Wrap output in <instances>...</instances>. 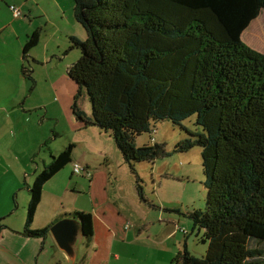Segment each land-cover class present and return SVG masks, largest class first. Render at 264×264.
<instances>
[{
	"label": "trees",
	"instance_id": "1",
	"mask_svg": "<svg viewBox=\"0 0 264 264\" xmlns=\"http://www.w3.org/2000/svg\"><path fill=\"white\" fill-rule=\"evenodd\" d=\"M162 1L181 8L180 29L147 12L125 16L126 0H73L74 17L86 37L70 36L71 48L80 49L68 68L78 86L71 113L81 128L94 126L109 133L135 176L142 201L137 163L154 164L172 152L201 148L206 205L187 216L193 229L203 230L199 241L207 245L205 255L195 257L184 245L170 264H264V53L241 39L264 9V0ZM198 11L218 27L220 41L210 27L193 19ZM38 40L37 31L27 35L23 57ZM22 71L33 81L32 70ZM82 89L89 114L78 104ZM192 115L201 130L187 129L188 136L171 152L165 143L137 144L157 123L170 120L183 127ZM74 146L68 143L52 154L29 185L23 236L44 239L49 234L50 225L31 224L44 183L72 161ZM71 215L88 243L92 214ZM4 228L0 218V233Z\"/></svg>",
	"mask_w": 264,
	"mask_h": 264
},
{
	"label": "rangeland",
	"instance_id": "2",
	"mask_svg": "<svg viewBox=\"0 0 264 264\" xmlns=\"http://www.w3.org/2000/svg\"><path fill=\"white\" fill-rule=\"evenodd\" d=\"M9 1V3L18 6L20 5L16 2L20 4L27 2V7L31 9V23L21 17L22 22L24 20V24L27 23L25 29L28 30V33H20L21 37L18 39L11 28H9L3 35L5 46L16 51L14 57L19 55L21 58L23 54L22 49L26 42L24 34H31L37 31L39 35L37 44L28 51L23 59L21 58L24 63L21 66L32 70L33 81L29 80L32 92L27 103L29 106L36 104L41 106L32 110V115L29 114L26 117L28 123L24 125L28 126L25 133L27 137L25 139L22 129L18 133L21 136L18 142L25 140L28 144L31 143L33 136H42L43 144L38 147V150L37 148L32 149L31 144H29V155H33L32 159H30L36 160L41 166L43 159L48 162L51 153L57 154L68 143H74V150L76 149L77 152L82 151V145L79 142L76 144L77 142L72 140L74 138V126L71 117V106L77 94L78 86L69 77L68 68L80 55L78 47L71 48L70 36L83 40L86 37V32L74 17L73 0ZM0 4L2 7L0 22L10 24L12 19L11 12L8 9L10 4L6 5L5 2ZM23 10L27 14L28 9L23 8ZM135 12L150 13L168 27L180 29V24L183 23L181 8L162 0H126L123 14L130 16ZM193 19L200 21L206 28L207 26L210 27L211 31L207 29L212 37L216 41H220L217 36L218 27L214 25L212 19L204 11L195 12ZM14 27L18 31L24 29V25L21 22L15 23ZM256 28H261L264 40V9L261 10L259 19H253L245 31L253 33ZM241 39L251 48L264 53L263 47L249 44L242 35ZM14 60V62L17 61L16 58ZM3 86L9 88L7 84L3 83ZM78 104L83 110L90 113V103L84 89H82V94L78 98ZM14 126L17 131L21 129V124L15 123ZM182 126L186 129L173 124L170 120L161 121L153 127L155 130L153 133H143L138 137L136 139L137 144L165 143L166 150L171 152L178 140L188 136L187 129L190 131L201 130L200 126L195 124L194 115L184 120ZM77 134L75 133V135ZM13 144V149L17 150L15 142ZM33 150L35 152H32ZM201 161V148L196 146L187 152H172L169 156L157 160L154 166L147 162L135 165L136 172L142 181L141 185L144 194L148 200L140 205H138L136 200L134 211L139 218L143 221L144 219L146 220L147 225L144 228L146 237L151 235L156 240L155 250L151 249L149 251L155 255V258L151 257L148 264H153L154 262L156 264H169L170 256L176 255L178 251L182 250L184 245L188 252L195 257L205 255L207 245L199 241L203 230L200 229L198 232V227L192 229L193 223L187 216V213L192 209H205L207 191L203 185L204 175ZM2 169L3 166L0 165V191H3L0 193V201L4 202L8 191L7 188H10L13 171L6 170L2 172ZM132 177L135 184V176L132 175ZM28 178L29 184H32V175ZM125 178L128 184L129 180L132 182L129 174ZM24 182L25 180L23 179L18 182L20 184L18 192L26 189ZM18 192L14 191L13 194ZM11 205L8 212L0 215L2 223L6 227H9L7 224L9 222L19 224L21 221V204L16 200L15 205L11 199ZM72 209L70 206L69 213H72L70 212ZM173 230L178 232L176 236L171 233ZM145 248L140 247L141 251Z\"/></svg>",
	"mask_w": 264,
	"mask_h": 264
},
{
	"label": "crops",
	"instance_id": "3",
	"mask_svg": "<svg viewBox=\"0 0 264 264\" xmlns=\"http://www.w3.org/2000/svg\"><path fill=\"white\" fill-rule=\"evenodd\" d=\"M1 2L11 5L9 0H0ZM16 3L21 6V10L28 9L27 14L22 11L21 17L31 23V9L27 7V2ZM1 8L0 4V11ZM21 17L18 19L12 17L10 24L0 22V165L3 166L2 172L13 171L6 200L0 201V215L11 208V199L15 205L18 200L22 207L20 223L9 222L7 223L9 227L4 228L0 233V264H148L151 257L155 258V255L149 251L155 250L156 240L151 235L146 237L144 229L147 225L146 220L143 221L134 211L136 200L138 205L148 200L144 191L142 201L137 193L136 180L134 184L133 174L109 133L94 126L81 128L73 115L71 116L74 126L72 140L82 145V151L77 152L74 146L72 161L44 183L41 200L31 227L51 226L59 219L72 217L73 212L87 211L92 214V237L88 243H85L83 238L76 254L68 257L56 245L50 232L44 239L20 234L25 224L26 207L30 197L28 188L31 184L28 177L32 175L34 181L35 175L54 154H50L48 162L43 159L40 166L36 160H31L33 155H29V144L32 149L38 150L43 144L42 136H33L31 143L28 144L25 140L18 142L21 138L18 133L22 129L25 139L27 137L25 133L28 126L24 125L28 123L26 117L32 115V110L41 106L36 104L31 107L27 103L32 87L22 71L21 65L24 63L21 58L25 56L14 57L16 51L5 46L3 42V35L9 28L18 39L21 37L20 33H28L25 29L27 23L24 24ZM17 22H21L24 29L18 31L14 27ZM29 34H24L25 38ZM14 58L17 59L16 62ZM3 83L9 88L3 86ZM15 123L21 124L19 131L15 128ZM14 142L17 150L13 149ZM73 162H79L87 167L92 174L91 177L74 174ZM128 174L132 180V182L129 180V184L125 178ZM21 179L25 180L23 184L26 189L18 192L20 190L18 182ZM14 191L18 193L13 194ZM70 206L73 208L70 210L72 213L68 211ZM171 233L176 236L178 232L173 230ZM140 247L146 248L141 251ZM174 256V254L170 256V262Z\"/></svg>",
	"mask_w": 264,
	"mask_h": 264
},
{
	"label": "water",
	"instance_id": "4",
	"mask_svg": "<svg viewBox=\"0 0 264 264\" xmlns=\"http://www.w3.org/2000/svg\"><path fill=\"white\" fill-rule=\"evenodd\" d=\"M49 232L56 245L68 257H73L78 251V246L83 242L82 226L78 219L65 217L57 220L49 227Z\"/></svg>",
	"mask_w": 264,
	"mask_h": 264
},
{
	"label": "built area",
	"instance_id": "5",
	"mask_svg": "<svg viewBox=\"0 0 264 264\" xmlns=\"http://www.w3.org/2000/svg\"><path fill=\"white\" fill-rule=\"evenodd\" d=\"M8 8H9L11 15L14 19H18L22 16V10H21L20 6L15 5V4H11L8 6ZM72 171L74 174H82L88 178H90L92 175L90 170L87 167L81 165L79 162H73L72 163ZM183 232H185V230H183Z\"/></svg>",
	"mask_w": 264,
	"mask_h": 264
},
{
	"label": "bare ground",
	"instance_id": "6",
	"mask_svg": "<svg viewBox=\"0 0 264 264\" xmlns=\"http://www.w3.org/2000/svg\"><path fill=\"white\" fill-rule=\"evenodd\" d=\"M257 17L256 18L259 19L260 13H259V15ZM257 19H255V20H257ZM241 35H242L243 38H245V40L249 44L258 45L260 47H263V49H264V40H263V37H262L261 28H258V29L256 28L253 33L252 32L249 33V32L244 30Z\"/></svg>",
	"mask_w": 264,
	"mask_h": 264
}]
</instances>
